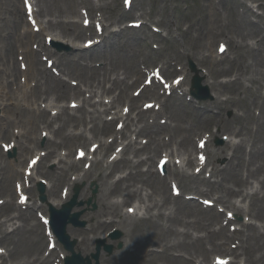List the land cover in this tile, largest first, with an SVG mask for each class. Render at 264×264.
<instances>
[{
	"label": "bare ground",
	"instance_id": "obj_1",
	"mask_svg": "<svg viewBox=\"0 0 264 264\" xmlns=\"http://www.w3.org/2000/svg\"><path fill=\"white\" fill-rule=\"evenodd\" d=\"M41 1L44 2L43 6H42V9L44 8V11L42 13H46L48 16H52L53 15L51 12L52 7H53L52 2L50 0H41ZM65 1L67 2V6H69L68 9L70 10V8H71L70 1L69 0H65ZM205 1L209 2V4H212L210 0H205ZM252 1H253V3L257 4L258 8L264 10V8H263L264 5L261 3V0H252ZM87 4H89V3H87ZM250 11L252 12L253 9L248 7V10H247L248 15H250ZM71 12L72 11H70V13ZM72 13L75 14L76 11H73ZM218 13H220V12L215 11L212 14H208L207 16H205L204 20H201V22L198 24H191L190 23L189 26L187 27V29L184 31V36H186L188 38L192 35V33H195L194 41H195L196 45H198L206 35L209 36L212 34L211 32L213 30V26H216L217 24H219L220 25L219 28H224L223 21L220 20V17L219 18L217 17L219 15ZM232 15L234 18L228 17V19H230V22H229L230 24L232 21L233 22L232 25L236 26L238 29H241V27L244 26L246 28V30L249 31L250 36H253L255 34V32L257 31V26L255 24H252L249 21H247V18L244 17L245 15L242 17H240L236 13H232ZM257 17L260 19V22L262 23L261 16L257 15ZM118 21L119 20H117V22ZM12 22H14V23L22 22L23 23V15L19 9L16 12V14L12 17ZM230 24H228V26ZM47 27L52 28V30L56 31L59 35L57 37L68 38L69 41H71V42L78 40L82 36L85 35L84 30L80 29V27H78L76 24H71L70 22L59 21V22L54 23L52 20H49L47 22ZM71 27H72V31L70 30ZM103 32L105 33V35L103 36L102 42H104L105 44H107V43L110 44V51L113 54H120L119 52H128L129 48L134 49V47H131L129 45L130 43L128 41L119 43V41H120V35L119 34H116L113 32L109 33V32H107L106 28H103ZM145 33H147V31H145ZM25 36L27 38H32L33 35L30 34L29 32H25ZM14 37H18V36L15 34H12L9 37H5L6 39H8L9 45H12L11 41ZM116 38L118 39V43L115 42ZM55 40L58 41V38H56ZM229 42L231 43L230 38H229ZM258 47H259L258 50L254 51L255 57L253 59V67L255 68V71L257 70V72H256L257 75H259L261 72H263L261 82H260L261 84H263L264 83V44L262 45V48H261L260 44ZM46 50L47 49L45 47H43L40 52L41 53H43V52L48 53ZM78 50H81L78 52L79 53L78 58H83L86 55V53L84 52L85 50H83L82 48H80ZM95 53H97V51H95L94 54ZM50 54L55 55L54 53H50ZM171 54L174 56H178V55H176V49H173L171 51ZM184 55L189 56L186 53H184ZM35 56H38V52H34L31 49H29V51H27V53H26L28 72L30 71L32 75H39L37 70H34L35 69V66H34ZM93 56L94 55L92 54V56L89 60L90 63H93ZM112 56L113 55H111V54L109 55L108 64L104 63L103 68L106 69L105 67H107V65H108L109 71L105 70L104 73L102 74V86H104V84H106V83H109L110 87L107 90L105 89V92L107 94H112L115 91H118V95L116 96L115 100L121 101V100L125 99L126 103L128 102V104L133 109H136V108H138L137 107L138 100L128 98L126 95V90L129 87V85L126 82V79L130 75H133V74L136 76H139L142 73V71L140 68H138V69L133 68V67H131L130 69L126 68L125 71H122V73H121V75L124 76V79H120L119 75H120L121 70L115 69L116 67L113 64V57ZM202 56H203V58L197 59V60H199V62L203 61L204 62L203 64L205 65L206 62L204 60L205 59L204 55H202ZM63 57H65L64 60L66 62V65L72 64L71 62H69L72 59L69 55H60V57H58V59H57V62L59 63L60 59H62ZM210 57H212L211 53H210ZM238 60L242 61V56L241 57L239 56ZM219 65L220 64L218 63V66ZM85 66L88 67V64L86 63ZM86 67H83V70H86ZM229 70L232 71L230 73L236 75V79L234 81H230L228 83L222 84V82H219L217 80L218 76L220 75L219 71H216L213 68L207 69V76L211 80L209 82V85L216 91L217 100L214 104H215L216 108H218V109L222 105L225 106V108L235 107V106L241 107V106H243L242 104L244 103V100H242L241 98H236L235 96L234 97H228L225 100H220L221 96H225V93H228V88H232L233 86H235L236 90H237L239 87L242 86V81L239 78V76L243 72V69H241V66L239 67V63L235 58H232V64H231ZM68 71H69V73L72 74L71 70L68 69L67 73H68ZM42 74H43V79L45 80L46 90L50 89L51 85L56 84L55 82H51V83L49 82L50 76L48 73L43 71ZM78 76L83 77L85 75L79 74ZM58 79L56 82H57V85L60 87L59 88L60 93H61V90H63V91L68 92V93L72 92V94H74L76 96H82L83 95V93L80 92L79 88H72V87L67 88L66 87V85H68L67 82H64V81H61L60 79L59 80ZM89 80L93 81V80H95V77L91 76V77H89ZM257 81L259 82L258 79H257ZM254 82H255V80H251V83H254ZM22 90H23L22 91L23 98H25V96H27V93L31 92V90H30V92L27 91L28 90L27 86L26 87L23 86ZM59 97H61V96L56 95L57 100L60 99ZM261 97L264 98V95L261 94ZM3 98H5V93L0 94V99L3 102H5L3 104L4 105L3 106V112H7L8 114L12 115L14 113V109L9 106L8 99H3ZM155 98L157 99V97H155ZM189 106H191V105H189ZM27 107H29V106H27ZM197 108H199V106H196V108H195V106H192L193 111L189 112V114H197V113L199 114V112L202 113V110L199 109V111H197L196 110ZM110 109L111 108H105L102 113L109 112ZM44 111H45V109L38 110V112H44ZM261 115H262V121L256 125V134H258L260 136V139L259 140L252 139L250 141V143L248 144V147H249L248 151H247V147L245 145H243V143H240L237 145H234V143H229L227 146H225L223 148H218L214 151V156H216V157L221 156L223 153L226 154L227 150H230V152H231V155L228 159V163L225 167H223V168H218V167L212 168V175L215 176L218 181L212 185L211 184L209 185V183H208L209 192L213 191L214 193L221 194V196L216 198V201L220 204H226L227 207H230L233 209H236L239 207L237 204L231 203L229 201L228 197H230L232 194V189L228 185L229 182L238 183L240 179H243L244 174L246 175V179L248 177L258 179L260 176L264 175V158H258V160L256 161V166L252 167V166H254L253 165L254 157H263V154H264V108L262 110ZM244 116H245V114L242 115V117H244ZM99 117H100L99 127H97V123L95 122L94 118L90 117L89 122L92 123V131L98 130L100 133H104V131H105L104 129H105V127H107V123L103 121V119L101 118L100 115H99ZM202 117L205 118V120L198 121L197 125L193 126V128H186V127L182 126V122H180L179 115H177V113H173L171 115V118H173L175 120V122H179L178 126L174 127L173 130L176 133H183V132L191 133L194 130L201 131L202 129H209L210 125L214 124L215 126H217L220 129V131L224 135L226 133V134H230V135L242 136L244 126L239 124L238 128L234 130L229 126L228 121L224 120L223 122H221L220 120H218L217 117L212 114L210 109L203 108ZM238 117L239 116L235 114L234 119H239ZM85 118L86 117H80L79 121H81L84 124L86 122ZM250 119H251V116L249 114H247L246 120H250ZM142 120H143V112L140 111L137 114L136 123H141ZM6 123L10 124L11 121L6 120ZM38 123L44 124L45 128H48L50 126L51 121H50V123H47L45 121V118H40L39 120L36 121L35 124L38 125ZM130 123H134V121L131 119H127V125L128 126ZM29 124L32 127H35V125L33 124V122L31 120H30ZM162 128L163 127L158 126V124L154 122L153 126H147L146 125L145 127H142L138 131L139 134H141V133L146 134V136L150 140L152 139L153 141H155L156 144L154 145L152 152H155V151L160 149V146H159L160 143H157L156 138L158 137L159 131ZM60 129H61V127H58L57 130H55V131L53 130L54 131L53 134L55 137L61 133ZM44 130H46V129H44ZM4 135H5V133H4ZM15 135L18 137V141L16 142V145L18 147H20L21 153H27L28 151H33L35 149L34 147H30L31 142L27 140V138L25 137V135L23 133L17 132V133H15ZM124 135H125V132H119L118 135L115 137V139L118 140V138H123ZM79 136L83 137V145H85L88 138L83 134L69 135L68 141L66 143L73 142V140L75 138L77 139ZM47 141L50 145H53L55 147L58 146L55 142H49V141H51L50 138H47L46 142ZM188 142H189V144L187 146L186 142H184V140L182 139L179 142L178 146L180 147V149H182L186 153L192 152L193 150H195V152H197L196 147H193L191 145L190 138H189ZM135 144H136V141L132 142V140H130L129 143H127L124 146V148H127L128 150L133 149L132 152L137 156L138 153L141 152L143 149H141V147H136ZM100 145H102L101 147H103L104 150L109 149V146H107V143H102ZM35 150H38V149H35ZM122 153L124 154V149H123ZM54 154H55V152L53 150H51L50 152L47 153L46 156L54 157L55 156ZM68 155H69V153L66 155V157ZM56 156L59 157L58 160L56 161V164H59L63 160L64 155L60 154V155H56ZM69 156H71V155H69ZM168 156L169 155H165L164 157H168ZM42 157L43 156H41V155H39V156L35 155V157L31 159V161L33 159H38V163H37L36 167H33L34 171H35V173H34L35 176L32 174L29 178L34 179L37 176L36 175L37 167H38V164L40 163V161L42 160ZM149 159L150 158H148L147 160H149ZM193 160L194 159H190V160L188 159L187 165L193 164L194 163ZM236 160L238 161V165L234 164V162ZM100 161L101 160H96L94 162V165L98 166ZM141 162L142 161H140L139 163H141ZM69 166L70 167L75 166L76 168L78 167L77 164H75L74 162L69 163ZM132 167H133V169L135 168L134 165ZM238 167H240V176H239L238 170H237ZM30 168L31 167L29 166L24 171L26 172V170H29ZM115 168H116L115 162L107 164L105 166V169L110 170V172L106 175V174H104V170H103L102 173L100 174V176L97 178V181L100 183V187H101L100 199H99L100 209L95 214V218L97 221L94 225V229H95V231H99L102 228L103 224H106V225L117 224L119 226V229L125 233V237L127 239V242L132 243L133 242V231L136 228L138 223L134 219L129 218V217H125V216H121V221L116 223L114 221V217L121 213L120 209H119L120 204L119 203H114V204L110 203L109 199L111 198V196L114 193H120V196L122 197V204H125L131 197L138 198V202L140 203V201H142V203H143L144 198L141 197V191L145 187L153 189L155 187V185L151 182H148V179H143L139 183L141 185L140 188L132 189L131 185L126 184L124 186V188L122 189V187H121L122 183L127 181L128 179H130L132 176V173L130 171L128 172L127 175H125L124 178H122V179L119 178L118 180H116L115 184L109 185L108 180L112 176ZM69 169L64 170L62 168H59L58 172H55L54 180L60 181L61 179H65V173L67 171H69ZM168 169H170V167ZM176 173L180 174V170H178ZM86 175H87V172L84 174V176H86ZM88 177H89V175H88ZM186 177H189V176H186ZM192 177H193V175H192ZM19 179H20V181H22L21 178H19ZM81 180L82 179H80V178L75 179L76 182H80ZM26 189L27 188H26L25 184H23L22 182H21L20 187L15 188V190L17 192H21V191L25 192ZM47 189H49V187H47ZM47 189H46V191H47ZM209 192H200V193L207 195ZM49 193L51 195H55V189H51L49 191ZM69 196H70V192L66 195L65 199H67ZM248 198H250L249 203L251 204V211H254V208H255L260 214H262V217H263V214H264V194L260 197L258 194L255 193L252 196H249ZM166 200H167V198H165V202H164L165 204H166ZM61 202H62V200H60L58 202H52V201L50 202L49 201V203L53 204L55 207H58ZM189 204H190V206L196 208L195 201L194 202L191 201ZM139 208H141V206ZM147 210H148V212L150 211L149 208H147ZM106 216L109 220H107L105 222L98 220V219H100L102 217H106ZM23 217H24V215L21 214L19 212V210L17 211L16 217L15 216H8L9 221H12L16 218L18 219V218H23ZM255 217H256V219L263 221V219L260 215L255 214ZM166 218L169 220V217H166ZM145 220L150 221L151 217L145 218ZM24 224L26 225L27 221L24 220ZM194 224H195V226L193 228H194L195 232H198L200 230V228L203 227V231L206 233L204 238H201V237L195 238L197 243L202 242V241H208V243L210 244V247H211L210 252H213L216 250H224V251L227 250L226 242H224L222 244L215 243V240H219L220 236L221 237L224 236V234L222 232L219 233L220 232L219 231L218 232L219 234H218L215 231H212L210 229V223L209 222H207L206 224H203L201 221L195 220ZM251 226H255V225H246L245 226L248 234H247L245 240L242 239L240 241V244H239L240 248L239 249L236 248V249L231 251L232 255L238 256L241 253L239 251L242 250V253H241L242 255L244 254V255H247L249 257H252L253 256L252 252L254 250H256V252L264 251V233L259 232L255 227H251ZM68 233L72 238L74 237L72 235V233L70 232V230H68ZM5 235H8V234H5ZM183 236L189 237V238L193 237L192 235L189 234L188 231H186V233H184ZM245 241H247L249 246H246V247L244 246ZM124 251L127 252L126 250H124ZM163 251H164V249H163ZM148 254H151V256H152V255H155L156 253H154L152 251H148ZM148 254L141 256L140 259L143 260V262H144V260L147 259ZM202 257H203L204 261L207 262V264H211V262L208 261L209 259H207V255H202ZM119 258L120 257H115L113 259L115 261H117ZM108 263L113 264V260H110ZM212 264H215V263H212Z\"/></svg>",
	"mask_w": 264,
	"mask_h": 264
},
{
	"label": "rangeland",
	"instance_id": "obj_2",
	"mask_svg": "<svg viewBox=\"0 0 264 264\" xmlns=\"http://www.w3.org/2000/svg\"><path fill=\"white\" fill-rule=\"evenodd\" d=\"M106 1H111L110 5H109V7H111V8H114L116 6H120L122 8L121 0H106ZM177 1L180 3L179 8H176V9L174 8V9L170 10L172 13L169 12L167 15H165V19L166 20L171 19V20H173L174 23L185 22V20L186 21L196 20V18H198V16H199V12H201L202 8H205V6L207 4L206 2H204V0H177ZM238 1L239 2L240 1H244L247 4H250V2L248 0H238ZM163 2H166L169 7H171L172 5L175 4V0H145L144 1V7L152 5V6L156 7L157 9H159L160 4L163 5L162 4ZM41 4H42L41 6H43V3H41ZM225 4L228 7L233 8V9L232 10H228V8H226V14L227 13L228 14H227V18L223 21L224 28L223 29H217L216 28L218 26V24H217L215 26V28L213 29V33L211 34V36L209 38H212L214 36V30H215V34L218 36V38L213 43V46H215L217 41L219 40V38H224V37H220V36L228 35V32L234 37H236V34H238V35L241 34L242 39L241 38L238 39V41L240 42V46H239L238 49H235V50H231L230 49L231 56L234 55V52H235V55L236 54H241L242 52H244L245 57L248 59V61H250V58L255 56V54H254V51H255L254 45H255L256 42L259 43L260 39L263 36V33L262 34L258 33L257 34L258 36H256V38H254V39L245 38L246 31H245L244 27L242 26L241 29H238L236 26L232 25L233 24L232 21H231V24H230L229 23L230 19H228V17H230V18L232 17L233 18L232 13H236V14L240 13L241 9L238 8L239 6H236L234 8L233 5H232V0H225ZM12 5H13V3H12L11 0H0V35L5 34L6 33V29H8L10 31V27L13 25V23L11 22L12 20L11 19H7L8 15H10V13H11V10L14 9V6H12ZM242 6L245 7V9H246V5H242ZM58 7H63V3H61V2H57V3L53 2V8L52 9H53L54 12H56V9H57V12H58V10H60ZM104 14L106 16H110L111 18H113L114 17L113 15H115V12H113V15H112L110 10H106V11H104ZM187 15H188V17L186 18ZM2 18H4L3 21H5V22L2 21ZM251 18L253 20H255L254 17H251ZM228 24H230V25L228 26ZM162 25H164V22L162 23ZM22 27H23V25H22ZM15 29H16V27H15ZM162 29L164 30V28H162ZM171 29H172L173 34H174L175 33V28L172 26ZM132 31L133 30H128L127 33H132ZM129 36H131V35H129ZM174 36H176V35H174ZM182 41H183V44L185 45V48H187L188 40L187 39H182ZM234 43H235V40H234ZM247 43H249L252 46L248 45ZM1 44H2V41L0 39V45ZM204 44H207V42L204 41ZM179 47H180V50H182L183 47H182L181 43H179ZM232 47H234V44H232ZM213 51H214V54H215L216 47L213 48ZM63 52H65L67 54L68 53L73 54L76 51L74 49H71L69 51L64 50ZM71 54H69V55H71ZM120 61L121 60H119L118 62H120ZM182 62L183 63H180L181 66H184L185 64H187L186 68H189V61H185L184 60ZM41 64H42V68L44 69L46 67L45 63L43 61H41ZM76 64L78 66L82 67L81 63L77 62ZM228 66H229L228 63H225L222 66L216 67V68H226ZM2 67L7 68L6 65L5 66H1L0 65V68H2ZM195 67H197V66L195 65ZM70 69L75 71V72L78 70V68L75 65H71ZM197 69H198L199 73H202V71L204 72V69L202 67H200V66L197 67ZM250 74L251 73L248 70H245L244 71V75L242 77H243V83L245 84V86L253 89V93L252 92H248L247 93L248 101L252 102L255 99V93H256V90L259 87V84H252L251 85L247 81L248 78L250 77ZM191 76H192V73L189 71L188 78L186 80V84H185L184 87H182L183 90L186 89V86L188 85V82H189V79H190ZM252 77H256V76H252ZM201 78H202V81H207V78L202 76V75H201ZM231 78H234V77L226 75V76L221 77L220 81L221 82L229 81ZM203 87H207L209 92L212 93L211 89L207 85L203 84ZM260 92L262 93V90ZM15 94H16V96H18V90H16V89H15ZM186 95L187 94L185 93V98H186ZM185 98L184 97L182 98V102L183 103H187V101H186L187 99L185 100ZM213 101H214V97H213L212 100L206 101V103L207 104H211ZM183 103L179 102V104L181 106L179 105L178 109L181 112L183 111L182 110V106L184 105ZM1 107L2 106H0V118L3 116L2 112H1ZM21 112H22L21 113V121L23 123V128L19 127V129H21L24 132V130L27 131L29 129V125L27 124L26 119L31 117V115H30V113H28L26 110H23V109H21ZM223 114H224V117H226L227 119H230L232 114H233V111L226 110ZM254 115H255L256 118L259 116V105L255 106ZM60 119L61 120H65L66 119L65 114H62ZM240 122H242V121H240ZM232 126H234V125H232ZM54 127H55V125H54ZM10 131H12V128H10ZM211 131H216V129L212 128ZM39 133H40L39 131H38V133H32L31 137L35 138L37 136L38 137V145L42 146V145H44V142L42 141V138H40ZM4 137L5 136L3 134L0 135V153H2L1 151H3L1 144L3 142L7 143V142L4 141L5 140ZM220 140H222V138L220 136L219 137L217 136V137H215L213 139L212 144L215 147L224 146L225 142H221ZM236 140H240V138H237ZM151 147H152V145L149 146V148H151ZM109 152L107 153V155L109 154ZM18 155H19V152L17 150V154H16V157L14 159H8V156H3L2 157L3 162H5L6 164H11L10 167L8 166L7 169L3 170L2 178H1V181H0V199H4L5 201H9L10 200V197L8 196L10 194V192H8V193L4 192V191H7V190H4V189L5 188L8 189V185H10L12 183V179H11L12 176L10 178L8 174L11 171L12 167L16 168V164L18 163L19 158H20V157H18ZM132 157H133L132 155L128 156V158H132ZM144 157H145L144 155H141V156H139V159L144 158ZM155 158L156 157H153V161H151L152 162L151 164H150V162H148L146 164H141L140 167H139V170L144 172V173H147L148 170L150 169V165H151V166H153V169L155 171V167H154V163H153ZM258 158H264V155H263V157H255V159H254L255 162L258 160ZM71 159H72V156H71ZM52 161H53V159L46 160V161L43 162L42 167H41V173L42 174L46 173V176H47V175L51 174L52 172H54L56 170L55 164L52 163ZM225 162H226V159H220V160L217 161V164L223 166L225 164ZM123 165H124V163L121 164L120 166H123ZM80 167L82 168V163H81ZM193 167H194V165L190 169H187V167L185 166L184 170H186L188 173H192ZM92 169H94V166H92ZM78 173H76L75 175H78ZM125 173H126L125 169L119 170L118 172L115 173V176H114V178L112 180H116L119 177L125 176ZM196 178L198 180L202 179V177H196ZM112 180H110V181H112ZM178 180H180V179H178ZM198 180H196V181L198 182ZM210 180L213 181L212 179H210ZM132 181H134V179ZM94 182H95V186H94ZM254 182H255L254 180H251L248 184L245 185L246 181L241 179V181L239 183H237L236 185L233 184V186L237 187V188H242L244 195L251 194L256 189L259 192L264 191V187H261V186H259L258 184L254 183ZM96 183L97 182L94 181V178H91L88 181H83V182L78 184V185H80L82 187V189H81V200L82 201H87L88 199H91V205L88 207V210L84 213V215L82 217L85 221H87L88 224L90 223V220H91L90 224L93 223L94 219L92 218V215H94V213H96L97 210L99 209V206H98V203H97L98 195H99V187H98V184L96 185ZM183 183H184V181H182L181 184H183ZM63 184H64V182L62 183V185ZM198 186H199V188H201L203 190L207 189V186L202 184V183H199ZM95 188H97V191H96V194L93 196L92 195V190L95 189ZM166 188H167L168 193L171 194V188L168 185H166ZM160 191H163V188H159L157 190V195H158V193ZM148 192H150V191H148ZM157 195L154 194V196L152 198L146 200V204L147 205L158 204L160 196H157ZM30 196L33 197L34 199H37V194H36L35 189H33V191H31ZM188 196H195V200L198 201L197 204L200 205V208L197 207V210L194 209V208H182L183 207L182 206L183 205L182 201H181V205H180L181 207L177 208L176 211H175V206L173 204L171 206H167L168 208H170L169 212H174L175 220H174V223H173V231H172V229L165 228V227H163L161 225L153 226V224H145L144 222H141V224H142L141 229H143V233L141 232V233H136L135 234L137 242H144V239L152 240V241H162L165 244L173 245V250L172 251L185 253L186 255H191L192 258L196 257L199 254H202L203 253V249L206 250V248H207V244L206 243H203V244L196 243V242L193 241V239H187V240H185V242H183V239H184L183 235H181L179 232H174L175 231L174 229L183 230L184 227H185L184 224L187 221H190V220H193V219L203 220V222H204L205 218L213 217L216 212H218V211L220 212V206L217 205L216 208L213 209V210H205V209L202 208L203 204L201 203L203 198H201L198 195L190 194L189 191L185 190L184 194L182 195L183 199L187 198ZM56 197H58V196H56ZM234 197H237V198H232L233 201L235 199H238V198L241 199L239 197V195H238V191L236 193H234ZM210 198H213V196H210ZM14 200H15V197H14ZM111 200L112 201H119L120 198L116 196V197H113ZM176 200H178V199H176ZM245 202L247 203L248 200L247 201H243L241 204L245 205ZM92 205H95V208H93ZM131 205H132V203L128 204L126 207H124L122 209V211L124 212L125 208L130 207ZM84 209H87V207L85 206ZM9 210H10V205H5L4 207L0 208V223L4 220V215ZM41 210H42V213H46L45 212L46 210H45L44 207L40 208V209L33 210V212L30 213L31 216H28L27 212H23L24 215L29 220V225H30L29 228H31V231H28L26 228H20L14 233V235L12 237H7L4 240L3 245H0V247H4L8 251H10L12 249L13 258L16 261H21V262L28 263V261L32 260L33 256L39 255V258H41V254L45 252L44 248H45V245H46V239L43 237L44 236V234H43V226L40 224L38 218L35 215L36 211H41ZM254 210L257 212L258 215H260L262 217V214H260L255 208H254ZM161 211L165 212V206L161 207ZM155 212H156V210H152V213H155ZM167 213H168V211H167ZM142 216L143 215L141 213L138 217H142ZM221 217L222 218H221V221H220V225L223 224L224 219L226 218L225 213H222ZM262 218H264V214H263ZM117 220H119V219H117ZM34 222L38 223V226L31 225ZM161 222H163V221H158V222H156V224L161 223ZM14 223L16 224V226L19 224L16 221H14ZM192 225H195V224L192 223ZM218 227H219V223L218 224L214 223L213 229H217ZM88 228H89V226L86 227L85 229H74V228H72V229L73 230H81V231H84L85 233H87V238L89 239V244L91 242L93 243L94 238H96L98 235H104L105 233L107 235H109V234L113 233L114 231H118L120 233L119 239L118 240L107 239L106 243L116 246L118 241H121L122 244H123V241H124L123 233L120 230L116 229V228L106 227L101 232H90ZM188 228H190V227H188ZM226 230H228V228H226ZM1 231H2V228H0V236L2 235ZM190 231L193 232L192 229ZM228 233L232 235L231 240L228 242V244L230 245V244L233 243L232 239L238 238V235L232 233L231 228L228 231ZM35 235H37V237H35ZM201 235H202V233H200V232L199 233H194V237L195 236H201ZM39 238L41 239V242H39V244H38L37 240ZM86 246H88V244L85 245V247ZM155 248L158 249L157 247H155ZM133 249L134 248L132 247L130 249V251H132ZM43 250H44V252H43ZM120 250L121 249L114 250L113 253L111 255H109V256L108 255H103L101 257V259L102 258L109 259L116 252H118ZM157 251H159V250H157ZM139 252L141 253V251H139ZM213 255H212V257H213ZM217 255H221V254H217ZM55 257H57L56 253H55ZM193 260H197V259H193ZM8 263H10V262H7L6 264H8ZM247 263L248 264H264V251L256 252V250H254L253 251V257H248L247 258ZM48 264H50V263H48ZM58 264H60V263H58ZM117 264H134V260L131 259V258H126L122 262H119ZM147 264H178V262L176 263V262L172 261L171 258H168V257L163 256V255H159V256L155 257V262L147 263ZM242 264H246L243 258H242Z\"/></svg>",
	"mask_w": 264,
	"mask_h": 264
}]
</instances>
